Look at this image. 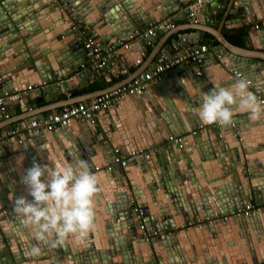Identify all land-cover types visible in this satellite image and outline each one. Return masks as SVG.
Returning a JSON list of instances; mask_svg holds the SVG:
<instances>
[{
    "label": "water",
    "instance_id": "95a60500",
    "mask_svg": "<svg viewBox=\"0 0 264 264\" xmlns=\"http://www.w3.org/2000/svg\"><path fill=\"white\" fill-rule=\"evenodd\" d=\"M166 1L176 4L175 0H0V71L4 88L18 89L20 82L11 75L19 68L26 79L37 74L40 78L35 82L44 80L48 84L42 94L49 105L57 92L71 89L78 82L86 84L95 75L106 71L104 77L110 80L109 76H115L126 64L122 55L131 63L137 52L147 53L145 39L155 37L141 39L139 35L172 13L163 12ZM207 4L213 11L208 21L214 24L217 0L196 3L191 10L204 18L203 7ZM234 6L235 25L244 27L242 23L250 24L256 17L264 19V0H234ZM70 18L73 22L69 26L64 22ZM46 23L50 25L45 28ZM60 23L61 31L57 32L54 27ZM73 23L87 26L103 49L108 43L116 47L117 56L111 63L101 68H81L85 63L84 36H77ZM205 25L197 24L195 28L206 29ZM207 31L217 44L204 53L198 66L189 62L175 65L140 95L127 96L100 110L95 123L74 119L55 131L35 127L30 134L2 142L6 152H0V264H264V118L249 121L247 112L238 114L237 108L230 125L209 127L210 133L216 134L219 148L210 146L207 150L187 141L188 136H196L201 130L190 132L204 124L197 115L203 96L214 84L231 89L236 83L225 69L241 72L252 80L249 90L257 96L259 89L264 96V40L260 50L252 52L232 44L222 29L208 26ZM256 33L264 35V25L252 27L249 39ZM128 36H132L129 41ZM195 37L178 36L179 40H172L177 54L170 55L165 48L160 57L172 60L186 55L200 45L196 43L199 34ZM51 41H56L57 49ZM123 42H128V48L121 46ZM160 57L155 54L136 75L153 68ZM8 59L15 61L5 66ZM207 61L212 63L208 66L217 69L205 70ZM198 70L200 74H196ZM113 85L96 94L118 86ZM33 93L40 94L37 90ZM29 99L30 95L22 98L27 110ZM61 101L53 107L41 106L32 116L42 121L45 111L74 103ZM15 102L21 103L18 99ZM32 116L27 115L21 124L29 123ZM10 125L8 122L2 127L8 129ZM254 126L260 129L259 135ZM220 128H227L234 137L224 140ZM250 128L256 137H245ZM170 136L181 140L171 141ZM147 145L161 146L149 157H136L122 166L115 164L111 171L94 170L102 166L99 162L103 151L111 155V162L115 148L119 149L117 154L125 155ZM75 157L88 161L98 177L94 230L86 239L69 240L63 247L42 246L39 257L28 258L25 248L36 241L30 231L19 226L13 211L15 198L28 197L22 177L34 163L52 167L71 164ZM247 203L260 209L247 215L233 214ZM188 221L194 224L179 227Z\"/></svg>",
    "mask_w": 264,
    "mask_h": 264
},
{
    "label": "clouds",
    "instance_id": "9594fccd",
    "mask_svg": "<svg viewBox=\"0 0 264 264\" xmlns=\"http://www.w3.org/2000/svg\"><path fill=\"white\" fill-rule=\"evenodd\" d=\"M249 89L244 79H238L231 89L214 84L197 109L199 119L206 125L227 126L237 108L251 120L264 118V103ZM22 180L32 199L15 198L13 211L19 226L36 241L25 248L26 257H39L45 245L55 248L66 246L69 240L82 241L94 230L98 177L88 161L75 157L71 164L52 167L34 163Z\"/></svg>",
    "mask_w": 264,
    "mask_h": 264
},
{
    "label": "crops",
    "instance_id": "0c3cea01",
    "mask_svg": "<svg viewBox=\"0 0 264 264\" xmlns=\"http://www.w3.org/2000/svg\"><path fill=\"white\" fill-rule=\"evenodd\" d=\"M57 3H59V2H57ZM175 3L176 4H171L170 2L169 3L167 2V4L164 3L163 12L166 10H171L172 13L170 15L166 16L165 18H161V20H160L161 22H162V20L163 21L164 20H168V21L170 20L174 26L170 27L169 25L168 26L166 25V27L162 28L161 32H159L160 30L156 31V33L154 35L155 39L152 40V44L146 46L147 53L142 55V54H138V52H137V57H135V59L141 57V60L138 64H136L135 62L130 63L131 60H128V58H126L125 55H122L123 60L126 61V64L125 65L122 64L120 69L123 67L127 68L128 72L126 74L122 75L120 72H118L115 76L110 75L109 76L110 80H107L104 77V74L107 73L105 71L104 74H100L99 76L95 75L94 79L88 80V82H86V84H83L82 82H78L77 85H75L73 88H71V89L67 88L69 94L65 90L63 92H57L55 94L56 95L55 100L49 101L50 104L46 105L47 102L45 101L44 95L42 93H40L38 96H35V94L33 93L37 88L36 86H38L44 80L40 81L39 83L35 82V81L39 80V78H40L37 74H33L32 76H27V79H26V78H24V72L21 71V68L17 69L15 71V73H12L11 76L15 81L20 82L18 89L23 88L28 84H33L36 88H34V90L30 93V99L28 100L30 107L28 108V110L26 109V106H25L26 104L23 103L22 99L20 100L21 103H16L15 102L16 100L7 101V107L9 108L10 116H9V118H2V119L0 118V130L5 129L2 126L8 122L11 123V125H10L11 127H13L19 123H22L25 120L24 118L27 115L32 116L34 113L40 111L42 109L40 107L43 105L45 106V108L53 107V106L60 104L62 102L61 100H64V99H69V100L73 101L74 103H76V102H90V100L95 95H97L96 92L99 89H103V88L111 86L113 84L118 85L121 82H126V80H128L129 78H131L132 76H134L138 72H140L141 69H143L148 64L150 58H152L155 54H157L158 57L162 56L163 54L161 53V50L165 51L164 49L166 48V49L171 51L170 55L177 54L178 50L173 48L172 40L173 39L179 40L180 35H184V36L192 35V37H194L193 39H195L196 33H198L199 37L196 39V43L206 44L208 46V51H209L210 48H212V46L215 45V44L210 45V41L212 40L211 37H213V39H215V38L210 31H207L208 26H210L214 29H222V33L227 39H228V36L233 32L234 29H236V30L237 29L238 30L247 29V37H246L245 44L242 46H238V45H236V46L240 47V48L247 49V50L252 51V52H258L257 50H260L258 47H261V42H263V40H264V35L256 33L254 35V38L249 39L248 32L250 31V29L252 27H254L255 24H258L259 27L264 25V19H260V18L256 17L255 21L251 22L250 24L242 23V25H245L244 28L240 27L241 24L235 25V21L233 20L236 17V15L234 13V8H235L234 0H217L218 11L215 12V22H214V24H211L208 21L209 18H207V20H204V21L200 20V21H203V22H201V24H203V25L207 24V25H205L206 29L204 28L202 30H198L195 28V26H197V24L192 21V18H190L188 13L184 12L182 14V12L185 10L191 11V7L196 4L195 1L194 0H175ZM203 10L205 11L204 12L206 15L205 17H209V14L213 12L212 9L210 8L209 4H207L206 7H203ZM195 12H196V10H195ZM67 13L69 15H72V12H67ZM224 20H226V21L224 22ZM200 21H198V22H200ZM72 22H73V20H72V18H70L68 22H64V23H68L67 25L70 26V25H72ZM49 25H50L49 23H46L43 26L46 28V27H49ZM60 25H61V23L58 26L54 27L57 32L61 31ZM151 25H153V24H150L148 27H151ZM73 28L77 31V36L82 35V33H81L82 28L86 31L89 30V28L85 25L74 24ZM209 30H211V29H209ZM48 32H47V34H45V36L48 35ZM178 36H179V38H178ZM44 41H45V43H48L49 40L44 39ZM51 45H52V47L57 46L56 41H51ZM57 48H58V46L55 49H57ZM238 50L242 51L241 49H238ZM51 53L52 52H50L49 54H51ZM14 61H15V59H8V63L5 64V66H9L10 64L14 63ZM208 62L209 61H207L205 63L206 64L205 70H209L211 72L212 70L217 69L216 66H208L209 64H212L211 62H209V63ZM87 68H89V67H86V69ZM225 71L232 73L231 72L232 69L231 70L225 69ZM214 72H216V71H214ZM223 72H224V69H223ZM218 76L219 77L223 76V74L218 75ZM216 78H218V77H216ZM17 79H19V81ZM25 81H28V82L24 83ZM11 87H13L12 84H10V88ZM12 90H17V89L13 88ZM193 93H194V91H193ZM34 105H36V107H34ZM60 108H61V106L58 109H60ZM58 109H56V110H58ZM238 110H239L238 114H244L245 113V111H243L242 109L238 108ZM49 112H52V111H50V110L45 111L44 116L46 114H48ZM37 117L38 116H36V115L32 116V118H33L32 120L37 119ZM248 117H249V114H248ZM248 119H249V121H255V120H251L250 118H248ZM255 126H257V125H255ZM255 126L253 128H255ZM209 127H210V125L202 124L201 127L195 129V132L197 130L198 131L201 130V132L199 131V133L196 136H193V135H192V137L188 136L187 141L191 142V144H196V142H197L201 146V148H206L207 150H211V147L219 148L216 134L210 133ZM253 130L255 131L256 134L259 135L260 129L258 127H256ZM253 130H252V128H250L249 130H246L245 131V135H246L245 137L250 138L252 136H255L252 133ZM219 132L222 133V137L224 140H231V138L234 137L233 135H231V132L227 131V128H220ZM190 133L194 134L193 131ZM187 135H189V134L187 133ZM192 138H193V141H192ZM15 139H18V138H15ZM196 139H197V141H195ZM5 141H8V139H6V138L2 139L0 146L2 145V142L5 143ZM208 141H210L211 145H209ZM167 143L168 142L166 140H164V145H166ZM251 145H253V143H251ZM160 146L161 145H154V146L147 145V147H149L152 151L155 149L158 150ZM0 148H1L0 152H2V153L6 152L5 148H3L2 146ZM225 154L226 153H224V155ZM110 159H111V155H108L105 151H103V152H101V160H103L104 162H101V160H100V162L98 160L97 161L95 160V161L99 162L103 165L104 163L109 162ZM215 162L216 161L213 160L214 165H216ZM135 170H137V169H135ZM131 171L133 172V169H131ZM161 194L163 195V192ZM189 222H192V221H189ZM189 222H185V223L182 222L179 227L181 229H185L186 227H188ZM189 226H191V225H189ZM179 227H176V230Z\"/></svg>",
    "mask_w": 264,
    "mask_h": 264
},
{
    "label": "built area",
    "instance_id": "2783aa9c",
    "mask_svg": "<svg viewBox=\"0 0 264 264\" xmlns=\"http://www.w3.org/2000/svg\"><path fill=\"white\" fill-rule=\"evenodd\" d=\"M195 3H200L204 0H194ZM190 18H192V21L196 24H201L204 20H207L208 17L204 18H198L196 16V12L194 10H191L189 13ZM203 20V21H200ZM200 21V22H198ZM166 25L173 27L174 25L169 20H162L156 23H153L151 27H148L146 31L142 32V34L139 35V38H145V37H151L154 36L156 31L159 29H162L163 27H166ZM256 28L259 27L258 24L254 25ZM82 35L84 36L83 40V48L85 50V63L81 65V68L86 67H95V68H101L105 67L107 63H111L110 61L114 59L116 54V47L112 44H108L106 49H103L100 42L89 33V31L84 30L82 28L81 30ZM132 39V36H128V41ZM152 44V40L149 38L145 39V45ZM110 46V47H109ZM123 48H128V42H123L121 44ZM208 51V46L206 44H200L199 46H196L190 50L189 53L186 55H181L178 57L173 58L172 60H169L167 57L163 56L158 59L156 64L153 68L149 70H145L142 73L135 75L131 80H129L126 83L120 84L118 86L112 87L110 90L103 91L97 95H95L90 102H76L70 105L62 106L60 109L56 111L49 112L45 116H43V120L37 121L32 120L26 125H22L21 123L10 127L8 129H2L0 130V143L2 139L6 138H19L22 135L30 134L35 127H40L43 131H55L56 129L60 127H66L68 124L74 120V119H80L85 118L90 123L96 122V115L100 110L106 109L109 107L112 103L118 102L122 99H124L127 96L131 95H140L149 84H152L158 80H160L165 73L170 70L175 65H178L182 62H189L194 66H198L199 63L202 60V57L204 53ZM140 54L143 55V52H140ZM141 60L140 58H136L134 62L138 64ZM119 72L123 75L128 72V69L123 67L119 70ZM201 71H197L196 74H200ZM232 74L235 77L236 80L238 79H244L246 80L249 85H252V80L245 78L243 75H241V72H238L235 69H232ZM67 79L71 80L72 77H68ZM65 79V81H67ZM46 81H42L38 86H34L33 84H28L23 88H19L17 90H6L4 88L3 83V74L0 71V118H9L10 112L9 108L7 107V101H13V100H21L24 97H27L30 95V93L36 88L39 93H43L46 91L47 86ZM61 81L59 82V86H61ZM65 91L68 93V89L66 88ZM257 98L264 103V96H261L260 90H256ZM69 94V93H68ZM195 131H193L194 133ZM169 140L174 142H179L181 139L180 137H169ZM20 141V140H19ZM119 151L118 148L114 149V160L111 162H107L101 167L95 166L94 170L99 171L100 169L104 171H111L113 166L115 164L119 165H125L127 161L136 158V157H142L146 158L149 157L152 150L149 147H146L145 149H134L131 150L129 153L122 155L117 154ZM28 199H32L30 196L27 197ZM260 209L259 206H256L254 203H247L245 204L244 208H238L233 212V214L237 215H247L252 211H258ZM137 210V208H136ZM138 211V210H137ZM189 222V221H188ZM194 224L193 222H189V225ZM143 227V226H142ZM158 264V263H155Z\"/></svg>",
    "mask_w": 264,
    "mask_h": 264
},
{
    "label": "trees",
    "instance_id": "16d2710c",
    "mask_svg": "<svg viewBox=\"0 0 264 264\" xmlns=\"http://www.w3.org/2000/svg\"><path fill=\"white\" fill-rule=\"evenodd\" d=\"M244 28V27H241ZM247 37V29H234L233 32L228 36L229 41L234 45L242 46L245 44ZM210 45L216 44L217 41L211 37Z\"/></svg>",
    "mask_w": 264,
    "mask_h": 264
}]
</instances>
